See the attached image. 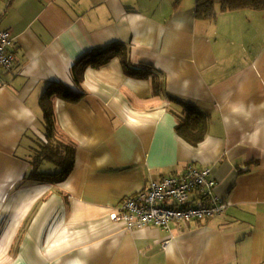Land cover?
Instances as JSON below:
<instances>
[{
	"label": "crops",
	"instance_id": "1",
	"mask_svg": "<svg viewBox=\"0 0 264 264\" xmlns=\"http://www.w3.org/2000/svg\"><path fill=\"white\" fill-rule=\"evenodd\" d=\"M195 6L0 0L16 57L0 70V264H264V12L204 21ZM114 45L155 75H129L118 56L78 65ZM74 72L83 73V97L52 100L77 147L74 170L61 184L35 182L42 98L51 84L74 88ZM186 107L207 119L196 146L177 133ZM189 166L210 169L222 213L168 230L111 220L124 199ZM58 171L45 163L39 172Z\"/></svg>",
	"mask_w": 264,
	"mask_h": 264
},
{
	"label": "trees",
	"instance_id": "2",
	"mask_svg": "<svg viewBox=\"0 0 264 264\" xmlns=\"http://www.w3.org/2000/svg\"><path fill=\"white\" fill-rule=\"evenodd\" d=\"M248 9L264 12V0H196L195 16L198 20L215 21L220 13ZM115 56L122 57L124 69L131 76L148 78L155 75V73H151L152 67L149 65H132L127 60L125 48L121 45H114L102 51H93L92 54L84 57L78 65L83 68L88 65L100 67ZM73 78L74 88H69L62 83L51 84L42 98L45 140L36 139L37 146L31 148L32 155L29 158L34 166L35 176L32 178L35 182L61 184L69 178L74 170L77 147L58 128L52 102L55 98L78 102L83 97L85 94L82 87L83 73L74 72ZM176 129L182 138L196 146L204 140L207 130V119L195 112L193 108L186 107L184 113L178 115ZM45 163L53 164L59 171L57 173H40V168Z\"/></svg>",
	"mask_w": 264,
	"mask_h": 264
},
{
	"label": "built area",
	"instance_id": "3",
	"mask_svg": "<svg viewBox=\"0 0 264 264\" xmlns=\"http://www.w3.org/2000/svg\"><path fill=\"white\" fill-rule=\"evenodd\" d=\"M12 46L11 33L0 28V70L13 69L16 57ZM215 186L210 169L189 166L183 177H163L160 181L151 182L137 195L127 197L110 217L114 223L123 224L129 231L149 226L168 230L174 221L189 222L214 217L226 209V205L214 194ZM193 193L200 199L197 205L189 204Z\"/></svg>",
	"mask_w": 264,
	"mask_h": 264
},
{
	"label": "rangeland",
	"instance_id": "4",
	"mask_svg": "<svg viewBox=\"0 0 264 264\" xmlns=\"http://www.w3.org/2000/svg\"><path fill=\"white\" fill-rule=\"evenodd\" d=\"M43 169H44L43 172H47V169H45V168H43ZM49 173H50V172H49ZM190 197H191V198L195 197V193L191 194Z\"/></svg>",
	"mask_w": 264,
	"mask_h": 264
}]
</instances>
